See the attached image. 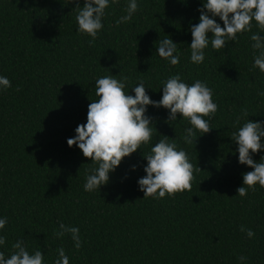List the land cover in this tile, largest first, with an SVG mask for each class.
Instances as JSON below:
<instances>
[{"label":"trees","instance_id":"obj_1","mask_svg":"<svg viewBox=\"0 0 264 264\" xmlns=\"http://www.w3.org/2000/svg\"><path fill=\"white\" fill-rule=\"evenodd\" d=\"M127 3L110 4L90 46L91 37L78 31L72 0H0V76L12 84L0 89V218H7L0 251L9 256L22 239L30 254L44 253V264H55L60 247L69 264H264V187L257 183L238 195L243 174L254 169L239 163L231 138L248 119L264 123V73L253 67L250 39L259 31L256 22L252 33L238 34V42L219 52L209 43L204 63L196 65L190 27L199 23L204 0H137L132 20L117 26ZM164 38L177 43L175 67L157 53ZM177 73L188 85L200 80L213 90V129L185 144L190 123L182 117L166 123L169 110L150 105L151 143L125 157L107 185L86 192V176L97 165L67 140L99 99L95 81L128 77L125 92L134 96L132 88L143 80L159 101L162 82ZM162 136L175 140L201 171L191 191L144 198L138 184L147 175L144 154ZM262 157L264 150L253 154L256 162ZM61 222L79 228V251L69 234L53 235ZM241 225L255 236L248 238Z\"/></svg>","mask_w":264,"mask_h":264},{"label":"clouds","instance_id":"obj_2","mask_svg":"<svg viewBox=\"0 0 264 264\" xmlns=\"http://www.w3.org/2000/svg\"><path fill=\"white\" fill-rule=\"evenodd\" d=\"M76 3V22L79 33L91 37L89 45L95 44L99 33L104 27L103 18L110 4H119L120 0H84L83 6L79 0ZM137 0H128L125 7L126 15L121 16L116 24L128 23L138 11ZM201 15L199 23L190 27L192 42L190 44V61L200 65L205 60V49L211 43L213 49L219 52L229 42H238V34L252 33L253 21L259 29L250 36L251 47L254 53V68L264 73V0H204L203 7L198 9ZM216 17L223 21V27L217 23ZM209 33L213 36L210 39ZM157 53L166 60L170 66L175 67L180 63L177 52V43L171 38L159 40ZM150 70V69H149ZM128 77L121 80L114 76H103L95 81L96 96L98 100L88 106L87 123L80 124L76 129V136L69 138V147L78 145L83 156L91 159L97 165L86 176L84 190L94 192L100 190L102 185H107L110 173L114 172L125 157L131 156L149 145L152 140V119L146 115L148 106L163 107L169 110L166 123L171 124L178 117L190 123L185 129L182 139L185 144L191 145L200 136L209 133L213 128L209 121L218 111V105L213 100V90L206 82L196 80L188 85L183 82L179 73L163 81V95L159 101H153L148 95L145 82L140 80L132 88L135 95L125 92ZM11 81L0 76V89L11 88ZM16 91H20L19 86ZM260 95L264 96V92ZM243 117L248 116L247 109H242ZM241 117H237L239 124ZM200 136L197 138V133ZM232 140L238 144L239 163L254 169L243 174V186L237 188L239 196L247 195L248 188L255 190L258 183L264 187V157L260 162L253 159L254 153L264 150V123L247 120L238 131L231 135ZM147 166L144 168L146 176L138 180L139 188L144 192V198L160 200L166 196L175 198L177 193L191 191L195 172L201 171L195 167L188 154L179 149L175 140L167 136L151 147L150 152L144 154ZM135 170V166H133ZM7 218H0V229H4ZM240 231L246 232L248 238H253L255 232L240 226ZM66 234L71 236L77 251L82 248L83 241L78 227L59 224V229L53 235L62 239ZM6 243V237L0 236V245ZM9 256L0 251V264H44V253L36 250L30 254L24 240H17L11 246ZM58 258L55 264H69V257L63 247L57 249ZM239 260L247 257L241 255Z\"/></svg>","mask_w":264,"mask_h":264}]
</instances>
